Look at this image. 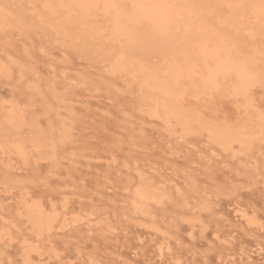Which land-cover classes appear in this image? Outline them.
Wrapping results in <instances>:
<instances>
[{
  "label": "rangeland",
  "instance_id": "374dc122",
  "mask_svg": "<svg viewBox=\"0 0 264 264\" xmlns=\"http://www.w3.org/2000/svg\"><path fill=\"white\" fill-rule=\"evenodd\" d=\"M30 1L0 0L25 26L0 22V264H264V136L242 151L238 142L227 149L212 141L197 124L186 136L178 124L170 128L150 114L132 76L111 69L110 43L86 28L80 41L55 35L38 15L42 0ZM224 3L212 0V9L229 11ZM231 3L240 24L208 17L245 56L257 49L253 108L229 94L231 79L196 94L186 87L183 97L203 115L234 121L264 111V20L246 2ZM11 108L22 115L18 125L6 118ZM13 136L24 140L26 157L10 146ZM143 181L169 195L146 214L131 203ZM21 199L55 209L57 227L38 234Z\"/></svg>",
  "mask_w": 264,
  "mask_h": 264
},
{
  "label": "bare ground",
  "instance_id": "6f19581e",
  "mask_svg": "<svg viewBox=\"0 0 264 264\" xmlns=\"http://www.w3.org/2000/svg\"><path fill=\"white\" fill-rule=\"evenodd\" d=\"M191 1L192 0H42L41 10H39L38 15L43 19V21L47 25L50 26V28L52 27L55 29V31L57 32V34L55 35H58V33H60L62 36L70 35L72 37H75L74 39L80 41V39L86 37V35L84 34L86 30L89 31L95 30L96 36L95 37L92 36V37L95 38V40L97 39L96 40L97 42H100L101 45H104L105 42L110 43V46L108 48L109 53L107 54H110L109 62L111 69L114 71H119L123 73V75L128 74L132 76V78L136 81L140 91L142 92V95H144V99L146 100L145 102L148 104L150 108L149 109L150 114L152 116H156V118L158 117L157 119L159 120L162 119L167 126H170V128L172 123L175 125L178 124L186 136V134H188L194 128L193 125L197 124L198 131L204 130L212 141H215L218 144L223 145L227 149L232 148L231 146L232 142H238L240 144L239 145L240 149L244 151L243 148L246 149L248 146L251 145V140L253 139L254 136H260V135L264 136V116H262V114H264V111H259V110L256 111L255 109L254 114H251V111L249 114L243 113L245 114L244 116L241 114L242 117H240L241 115L239 116V118L237 116L236 118L238 119L234 121H231L227 117H224L223 119H219L217 118L215 113L214 115H203L201 114V111L198 109V107L193 105H186L184 103L185 100L183 97V92L186 87H188V89H191L192 93L195 94L200 92H206L213 88L215 89L220 88L223 84H226L231 79V82L229 81L231 84L229 83H227L228 85L226 84V86L229 89V94L241 98L242 100H240L239 98L238 99L240 101H243L244 105L247 106L250 105L251 98L249 92L254 82V79L255 78L257 79L258 84L260 83L257 78L258 77L257 71L259 70L258 68L259 63L257 64L256 62L259 57L255 55V53L258 54L257 51H255L257 49L253 48L254 52L251 51V53H249L250 54L249 56L248 55L245 56L244 54L247 51L242 53V51L236 49L234 47V40L232 43V38H230L231 36L228 35L227 32L226 35L222 30L217 29L218 27L214 28L213 27L214 25L211 26L214 21H211V19L208 16L213 17L214 15L217 19L220 20V22L222 21L224 23H231V24L238 22V24H240L239 18L237 16L238 12L236 13V11L232 9V7L229 8V4L231 3V1H233L234 4L236 2L237 3L246 2L247 5H249L250 7L251 5H256L257 7L255 8L251 7L248 9H252L255 15L259 16L260 10L258 6L261 3V0H223V2H225L224 5L225 4L226 6L228 5L226 10H229L227 12L224 11L225 13H218V11L213 10L212 9L213 5H211L212 0H195L193 1V3ZM30 4L33 5L31 1ZM0 6L3 7L2 13L0 14V22H9V23L12 22L15 24L21 23L20 14L13 12L12 8L9 9L5 7L3 4H0ZM18 8H20L21 10L20 6ZM221 8L222 10L225 9L224 7ZM237 8L238 7H236V9ZM36 9H38V6L36 7ZM36 9L34 8V11ZM244 9H247V6ZM242 11H244L243 6H242ZM252 15L254 16V14ZM253 16L252 19H255V16L254 17ZM243 18H245V15L243 16ZM249 20H251V18ZM12 23H10V25ZM23 23L21 24L23 25ZM30 25L32 26L33 24L30 23L29 26ZM235 25L237 26V24ZM243 25L245 26V23L242 24V26ZM262 25L259 24L257 28L261 27ZM27 26L28 25H26V28H28ZM38 26L41 25H37L36 27ZM71 26H75L76 31L73 29H69ZM23 27L25 26L23 25ZM83 28H86V30H84ZM244 29L245 28H243V32ZM248 29H250V26L247 27L246 31ZM249 31L252 32L253 30H249ZM254 32H256V30H254ZM259 37L261 39V36ZM256 39L259 40V38L257 37ZM55 40L58 41L57 39ZM53 43H55V41ZM261 43L262 42H260V45ZM257 44L259 45V43ZM244 45H246V42ZM248 45L250 46V44ZM40 46L42 45L40 44ZM262 46L264 47L263 44ZM44 52L47 54L46 51ZM155 56L156 59H152ZM262 56L263 55H261V57ZM87 57H89V55ZM100 63L102 64V62ZM4 67L5 66H0V71H5ZM19 67L22 68L21 66ZM241 68L247 69L248 72L252 74V78L250 80H248L246 76L242 77L241 79H237V73ZM62 72L60 71V73ZM187 92H189V90ZM261 92L263 91L261 90ZM231 95L230 98H232ZM249 107H251V109L253 108V106L251 105ZM19 109L21 110V108ZM9 111L10 112L6 115L7 120L13 124L18 125L22 121L21 120L22 115H20L19 111L16 110L15 108L14 109L11 108V110ZM244 111H246V109H244ZM139 113L141 114V112ZM170 128L168 129L170 130ZM197 129L195 128V130ZM169 130L168 132H170ZM10 146L21 157H26V155L29 154V150L27 149L24 140L20 139L17 136L16 137L13 136ZM240 149L239 152L241 151ZM222 151L225 150L222 149ZM143 182H139L135 186V188L133 187L134 190L132 191L131 203L133 210L140 211L146 214L150 212L151 202L154 200H159V197L163 195L165 192L162 191L163 189L157 192L156 191L157 188L150 186V183L147 182L143 183ZM165 195H166L165 198L167 199L168 194L165 193ZM203 201L205 200L203 199ZM21 203H22V207L26 211L25 213L28 215V220L36 228L38 234H41V232L43 231L48 232L57 227L59 213L56 212L55 209H52L51 211H47V209L40 202L29 203L26 199L23 200L21 199ZM153 204H155V202ZM62 206H64V204ZM164 219H166V217H164ZM77 220L80 219L75 218L73 221L76 222ZM104 230L105 229H103V231ZM159 249L162 250V247H160ZM246 255L249 254L247 253ZM29 256L30 255L27 253L26 254L27 260L30 258Z\"/></svg>",
  "mask_w": 264,
  "mask_h": 264
},
{
  "label": "snow or ice",
  "instance_id": "6c2138e0",
  "mask_svg": "<svg viewBox=\"0 0 264 264\" xmlns=\"http://www.w3.org/2000/svg\"><path fill=\"white\" fill-rule=\"evenodd\" d=\"M251 7L255 8L257 7L256 5H251ZM259 10H260V16L261 19L264 20V0H261V3L259 4ZM250 80L252 78V74L248 72L247 69L241 68L239 72L237 73V79H241L242 77H245ZM264 116V114H262Z\"/></svg>",
  "mask_w": 264,
  "mask_h": 264
}]
</instances>
